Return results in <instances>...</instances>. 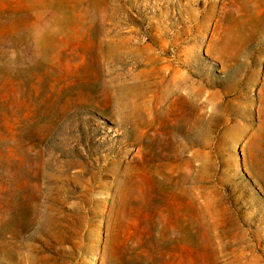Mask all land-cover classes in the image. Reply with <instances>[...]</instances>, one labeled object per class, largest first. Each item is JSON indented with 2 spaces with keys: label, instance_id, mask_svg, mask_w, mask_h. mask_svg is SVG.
<instances>
[{
  "label": "rangeland",
  "instance_id": "1",
  "mask_svg": "<svg viewBox=\"0 0 264 264\" xmlns=\"http://www.w3.org/2000/svg\"><path fill=\"white\" fill-rule=\"evenodd\" d=\"M0 264H264V0H0Z\"/></svg>",
  "mask_w": 264,
  "mask_h": 264
},
{
  "label": "bare ground",
  "instance_id": "2",
  "mask_svg": "<svg viewBox=\"0 0 264 264\" xmlns=\"http://www.w3.org/2000/svg\"><path fill=\"white\" fill-rule=\"evenodd\" d=\"M129 40H131V42L133 43V44H137V45H143V44H145V42L146 41H143V40H136V41H133L132 39H124V40H121V41H116V45L117 44H119L120 46H119V48H118V50H121L122 49V45H123V48H127V43H128V41ZM114 43H115V40L114 39H112V38H109V37H106V38H104V39H100V41H99V46L102 48V47H106L109 51H112V49L114 48L113 47V45H114ZM138 50V49H137ZM206 55H208L207 53H206ZM140 64H137V66H139ZM179 73H178V71H175L174 72V75L175 76H177ZM190 75L193 77H195L196 75H195V73L193 72V73H190ZM153 83V85H151ZM189 84L192 86V85H195V84H197V82L196 81H193V80H190V82H189ZM148 85H149V89H151V87H155V86H157L158 85V83L155 81V82H149L148 83ZM121 87V86H120ZM181 89V88H180ZM123 91H120V93H122ZM177 92H179V91H177ZM174 94V93H173ZM178 94V93H177ZM186 95L189 97L188 98V100H187V103H189V105H190V107L194 110V111H199V109H200V107L198 106H196V103L199 101V99H198V97L196 96V95H193L192 94V92H191V90L189 89L188 91H186ZM116 96L118 97V99L120 98V95H119V92L118 93H116ZM186 97V96H185ZM158 98V96H152V99H154V100H156ZM179 98H183L184 99V96L183 95H179ZM178 100V99H177ZM156 103V102H155ZM163 110L164 111H166L167 110V108H166V106H163V108H161V107H158V105L154 108V111L155 112H158V113H162V114H164L163 113ZM156 117H157V115H156ZM155 117V118H156ZM161 118H163L164 119V116H160ZM163 122H161V124H162ZM159 129L160 130H162V126H160L159 127ZM185 129H188V128H186V127H180V126H177V127H175V129H174V138L176 139V140H178L179 142H182V138H180V139H178V137H182L184 134H186L187 132H186V130ZM172 158V157H171Z\"/></svg>",
  "mask_w": 264,
  "mask_h": 264
}]
</instances>
